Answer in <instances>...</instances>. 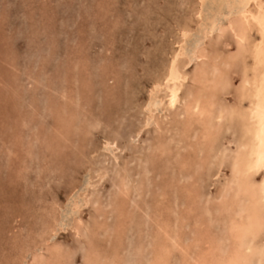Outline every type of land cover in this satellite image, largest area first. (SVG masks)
<instances>
[{"label": "rangeland", "instance_id": "rangeland-1", "mask_svg": "<svg viewBox=\"0 0 264 264\" xmlns=\"http://www.w3.org/2000/svg\"><path fill=\"white\" fill-rule=\"evenodd\" d=\"M229 4L230 5L223 2L220 3L218 0H204L202 6L199 4V0H0V79L5 83L4 84L0 81V222H2L3 225L2 226L0 223V228H3L0 230V235L2 236H0V247L3 250L6 249L7 252L5 253V251L1 249L0 261L2 258L3 260L5 259V261H1V263L28 264L29 262H33V264H47L50 262L49 264H60L61 262V264H148L152 257L151 249L155 246L156 239L161 236L157 233V223L161 219L170 224L174 220L179 224L185 223L186 227L181 230V236H184L185 238L189 235L193 236L194 231L196 234H200L199 229L201 228H193L192 226V222L200 216L203 217V219H211L210 231L213 232V234H219L218 232H220V229L222 228V223L221 218L217 214L218 201L216 198L231 177V171L229 170V157L235 150V143L237 140L235 137H238L239 135L237 120L233 119V121H227L226 124H224L225 127H222L221 129V132L224 133L221 135L220 132L219 135H217L213 151H211L212 159L210 157L206 164L201 166L199 161L205 152L197 153L199 145L197 140L199 126L198 124H195L194 121H191L192 123H190L189 119L186 118L185 104L188 99V92L193 91L197 87L190 78L191 71L194 70L195 65L201 63L200 60L193 58L195 48L200 46L211 54L215 51H220L224 54H232L235 52L236 44H234L235 39L233 35L229 31H226L227 33L224 32L222 35L218 30L219 26L226 24L228 17H233L239 7L236 1ZM200 7V14L202 17H199L196 12ZM250 7L252 6L250 5ZM99 9L100 11H98ZM193 15H195L197 19L193 20L195 18ZM226 15L228 16L226 17ZM211 16L212 18L216 17V19L214 18L216 21L213 19L215 27L210 34L204 35L201 32L202 24L208 21V17L211 18ZM185 20L187 22H185ZM47 22H49V24ZM198 24L199 26H197ZM178 25L181 27L179 28ZM183 27H189L190 29V33L186 39V54L184 58L190 59L189 56H192L191 59H193L184 69L188 74V81L186 79L182 82L178 93V100L172 107H169V105L166 104L167 98L163 97L164 91L162 90L161 93L158 92L156 95V104L154 103L156 106H152L149 112L148 102L151 98L152 83L160 80L162 77L169 61L168 58H170L171 53L177 48V41L180 39V29ZM207 36L210 37V39L206 38ZM250 37L249 42L258 38L255 29H252L250 32ZM213 41L217 44H214ZM207 42L209 45L206 44ZM79 44L83 45L82 48ZM204 44H206V46ZM210 44L212 45L210 46ZM213 46L214 50L212 51ZM209 48L210 50H208ZM80 51L83 54H80ZM247 55L248 54L245 53L243 59L239 58L228 68L227 75L230 78V83L225 90L226 94H223L221 97V103L224 105L233 104L235 102V93L240 83L241 73L251 62V57L249 55L248 57ZM76 58L78 60H76ZM76 61H78L79 64L78 62L76 63ZM12 64L13 66H11ZM76 64H78L80 68L76 67ZM72 67L76 70L75 72ZM66 68L68 70H66ZM77 70H79V72ZM67 73H69L70 76ZM74 81H76L77 84ZM43 85L44 87H42ZM56 95H58L57 99ZM83 96H85V98ZM28 99L30 100L27 101ZM60 99H62V101ZM74 99L77 101L75 102ZM49 100L51 102H49ZM82 100L83 102H81ZM35 102L37 103L35 104ZM242 102V105L245 106L246 101L244 100ZM54 103L56 104L53 105ZM70 103L73 104L70 105ZM86 103L88 105H86ZM76 104L79 105L77 106ZM67 108L68 110H66ZM31 109L32 111H30ZM80 109L82 110V113ZM86 109L88 111L85 113L84 111H86ZM56 112L57 114L59 112L60 116H58L59 114L51 115L54 113L56 114ZM72 112H76V114ZM42 113L44 115L46 114V116ZM73 114H75L77 120L73 118ZM18 116L19 118H16ZM57 117L61 119L62 123L60 120L58 121ZM54 118L55 122L53 121ZM70 118L73 119L71 120ZM145 120H148L147 123H145ZM165 120L167 121L164 122ZM68 121L72 123V126ZM77 121H79V123ZM89 121L91 122L89 123ZM170 121L173 124L170 123ZM117 122L119 124H117ZM76 123L77 125H74ZM59 124L60 127L58 126ZM87 124H89L90 128L84 127V125ZM182 124L186 125L185 128ZM41 125H43V127ZM10 126L12 128H10ZM48 126L50 129L52 128V131ZM177 126H179L178 129ZM65 127H67V129ZM73 128L75 129L73 130ZM78 128L81 133L77 131ZM84 128L85 131H83L84 134H82ZM223 128L226 131H224ZM232 128L235 129L233 130ZM18 129L20 130L18 131ZM32 129H36V132ZM69 129L70 132L68 131ZM60 131H63L62 133L65 135ZM54 132L55 135L57 134L56 138L53 136ZM70 133L74 134L71 135ZM34 135H36V137H34ZM43 135L46 136V138ZM220 135L222 137H219ZM85 137L86 142H84ZM62 138H66V140H62ZM193 139L195 140L194 142ZM105 140H110L111 142L109 141L110 143H107ZM15 142H17V144ZM24 145L27 148H25ZM2 146L4 149H1ZM16 146L18 149H15ZM22 147L24 148L23 152ZM223 148H227L226 153L230 151V154H227L228 158L222 162L219 167L218 163H220V161L215 160L219 159V156L217 157V155L221 151H224L221 150ZM69 149L70 151H68ZM144 149L146 152H143L145 151ZM25 152L28 155H26ZM6 155L12 156L9 159V156ZM75 157L78 159H75ZM162 157L163 159H161ZM7 158L9 160H7ZM172 160L175 164L172 163ZM210 160L211 162H214L211 163ZM131 161L133 162L131 163ZM162 163L166 164L163 165ZM170 165H172V167H170ZM12 167L14 169H12ZM98 169L100 170L98 171ZM67 170L69 173H67ZM142 171L144 173H142ZM203 171H205V173ZM25 172H27V174H25ZM155 172L157 177L155 176ZM204 175L208 180H206L207 178H205ZM215 176H217V178ZM194 177L196 179H194ZM117 178L120 181H118ZM179 178H182L183 180ZM215 179L218 183H216ZM139 180L141 181L139 182ZM62 181H64V183ZM154 182H156L155 185ZM170 182H172V184ZM148 183L150 186L147 188ZM141 184H144L146 189L144 186H141ZM158 184L162 185L158 187ZM8 188L12 191L8 190ZM154 188L157 190L154 191ZM191 190H194L193 192L196 193H190ZM204 194L206 195V198ZM192 195L194 201L193 199L191 201L193 203V208L196 210L187 213V211L183 209V206L185 205L184 202L188 201ZM14 198H16V201ZM163 198H166V200L164 199V201ZM55 199L56 202H54V205L53 201H55ZM111 200H113V202ZM172 200L174 201L172 202ZM159 202L160 204H158ZM118 203L122 205L119 207ZM112 204L116 208L113 207ZM126 204H128L127 207ZM176 206L179 208H176ZM27 207L28 209H26ZM114 209H117L118 211H115ZM119 210L121 211L120 213ZM46 211L48 212L47 217ZM206 212L209 213L206 214ZM31 213H34L35 216ZM138 213L140 214L138 215ZM199 213L202 215H198ZM108 214H110V216ZM151 214L152 216H150ZM29 215L33 216L35 219L37 218L36 221ZM134 215H137V217ZM153 215L155 217H153ZM193 215L197 216L193 217ZM2 216L5 217L9 223L5 221ZM36 216L40 217L38 218ZM43 216L45 218H43ZM95 216H98V218ZM99 216L100 219H102L100 223H104L102 225L100 223L97 224L96 222L100 220ZM146 216L147 218H145ZM115 219H117V221ZM94 220L96 227L99 230L95 228ZM113 220L116 221L117 224L115 222H109ZM141 220L143 221L142 223ZM144 220H147L145 221V226L148 225L149 228L147 229L149 230L143 226ZM18 225L20 226L18 227ZM74 225H78V229L80 228L79 232L76 231L77 226L75 227ZM92 225L93 227H91ZM117 226L119 228H117ZM30 227L32 228L30 229ZM88 227L94 229V231L91 230L92 236ZM98 227H101L102 229ZM213 227L215 228L213 229ZM4 228L6 229L4 230ZM216 228L218 232H215ZM49 229H52V231ZM3 231L4 233H2ZM103 231L105 233L108 231L109 234L106 233L105 236ZM128 231L130 234L127 233ZM76 232L78 233L77 235ZM85 232L87 236L85 235ZM93 232L95 233L93 234ZM140 232L144 233L141 234ZM96 233L98 235H96ZM184 233L187 235L185 236ZM99 234H102V236ZM27 235L28 238L26 237ZM40 236H43L42 238H44V240L40 239ZM124 238L126 240H124ZM14 239L17 240L15 241ZM131 239L135 242L130 241ZM23 241L28 242L23 243ZM41 241H43L42 244L39 243ZM260 241L264 244V231L261 235ZM136 242L139 243V246L138 244H135ZM9 243L11 244L9 245ZM26 244L31 247L29 246V248ZM140 245L143 246L141 247ZM18 246H20V248ZM123 249L126 250L124 252L131 251L127 254L123 252ZM43 250L46 251L42 252ZM64 250L66 251L64 252ZM33 251L36 252L35 254L39 253L47 259L45 258L44 261L41 260V263L40 261L38 263L35 261L34 263V260H32V257L34 256L31 257V255H35ZM54 251H56V253H54ZM1 252H3L2 255ZM96 253L97 255H95ZM4 254L6 256H4ZM24 255L25 258H23ZM63 255L67 260L64 259ZM84 255L85 259L83 258ZM142 256L145 257V261L142 259ZM12 257H14V259ZM179 257L180 255L178 251L174 250L171 252L169 264H178ZM172 259L174 260L172 261Z\"/></svg>", "mask_w": 264, "mask_h": 264}, {"label": "bare ground", "instance_id": "bare-ground-1", "mask_svg": "<svg viewBox=\"0 0 264 264\" xmlns=\"http://www.w3.org/2000/svg\"><path fill=\"white\" fill-rule=\"evenodd\" d=\"M194 1V0H192ZM204 0H199V4L202 6V3H203ZM220 3H225L227 5H230L229 3H232V2H237L238 3V8L235 12V14L233 15V17L227 19V22L226 24L224 25H221L219 26L218 30H219V33L223 35L224 32L226 31H229L234 39H235V43H234V40H233V43L236 44V49L234 50L235 52L232 53V54H224L222 52H217L215 51L214 53H209L207 52L204 48L198 46L195 48V52H194V57L195 59L197 60H200V64L198 65H195L194 67V70L191 71V74H190V78L192 79V81L195 83V85L197 86L196 89H194L193 91H190L188 92L187 94V101H186V104H185V113L187 115L186 118L189 119V122L192 123L191 121H194L195 124H198V134H197V140L199 142V145H198V149H197V153H204L203 157L200 158V164L201 166H204L207 162V160L211 157L212 153L211 151H213V146L216 142V137L217 135H219V133L221 132V129L222 127H225L224 124H226L227 121H233V119L237 120V124H238V137H235V139L237 138L236 140V146H235V150L234 152L230 155L229 157V161H230V171H231V177L230 179L227 181L226 185L221 189L220 193L218 194L217 196V201H218V205H217V209H218V215L219 217L221 218V223H222V228L220 229V232L217 231V228L215 229L216 231L215 232H218L219 234H213V232L210 231V228H211V224H210V220L211 219H203V217H198V219H195L193 222H192V226L193 228H201L199 229V233L200 234H196L195 231H194V235L192 236H188V237H185L184 236H181V230L182 228H185L186 225L185 223H177L175 222V220L170 224L168 222H166L165 220L161 219L158 223H157V233L160 234L161 236L156 239V243H155V246L151 249V253H152V257L149 261L148 264H169V258L171 256V252H173L174 250L178 251L179 252V262L178 264H264V244L261 243L260 239H261V235L264 231V0H218ZM42 3V2H41ZM101 3V2H100ZM105 3V2H104ZM215 3V2H214ZM103 4V3H102ZM104 5V4H103ZM218 5V4H217ZM250 5L252 7H250ZM98 6V5H97ZM197 6V5H196ZM199 6V5H198ZM190 7V6H189ZM192 8H194L193 6H191ZM225 8V7H224ZM229 8V7H228ZM101 9V8H100ZM100 9L98 11H100ZM189 9V8H188ZM198 9V8H196ZM195 9V10H196ZM200 10H201V7L197 12L198 16L202 17V15L200 14ZM203 10V9H202ZM97 11V10H96ZM190 11V10H189ZM188 11V12H189ZM232 11V10H231ZM202 12V11H201ZM220 12V11H219ZM97 13V12H96ZM192 13V11H191ZM195 13V12H194ZM193 13V14H194ZM98 14V13H97ZM217 14V13H216ZM215 14V15H216ZM196 15V14H195ZM193 15V16H195ZM210 16V15H209ZM213 16V15H212ZM209 18L208 17V21L204 22L202 24V27H201V32L204 34V35H207V34H210L212 31H213V28L215 27L214 26V20L216 19V17H213L212 18ZM228 15H226L227 17ZM225 17V18H226ZM51 18V17H50ZM104 18V17H103ZM215 18V19H214ZM48 19V18H47ZM53 19V17H52ZM190 19V18H189ZM197 19L196 16L193 20ZM214 19V20H213ZM198 21V20H197ZM202 21V19H201ZM200 21V22H201ZM216 21V20H215ZM183 22V20H182ZM185 22H187L185 20ZM49 24V22H47ZM197 23V22H196ZM185 24V23H184ZM183 24V25H184ZM192 24V23H191ZM45 25V24H44ZM43 25V26H44ZM186 25V24H185ZM220 25V24H219ZM199 26V24L197 25ZM47 27V26H46ZM49 27V26H48ZM179 27V25H178ZM181 27V26H180ZM179 27V28H180ZM193 27V26H192ZM252 29H255V31L257 32V35H258V38L256 40H253L251 42H249V37H250V32L252 31ZM192 30V29H191ZM179 33V32H178ZM190 33V29L189 27H183L182 29H180V39L179 41H177V48L171 53L170 55V58L168 63H167V66H166V69L162 75V77L160 78V80H156L154 83H152V88H151V98L149 99L150 101L148 102V109H149V112L151 110V107L152 106H156L154 105L155 101H156V95L159 93H161V91L163 90L164 91V96L165 98H167V103L169 105V107H172L178 100V93H179V90H180V86L182 84V82H184L187 77H188V74L187 72H185V68L192 62L193 59L192 56H189L190 59H185V44H186V39L188 37ZM227 33V32H226ZM225 33V34H226ZM212 35H215V34H212ZM230 35V34H229ZM230 35V36H232ZM177 37V36H176ZM216 37V36H215ZM206 38H209L210 37H206ZM251 38V37H250ZM208 39V40H209ZM221 39V38H220ZM219 39V40H220ZM213 40V39H212ZM215 40V38H214ZM206 41V39H205ZM227 41V39H226ZM204 42V41H203ZM214 42V41H213ZM217 42V41H216ZM230 43V42H229ZM203 44V43H202ZM207 45H209V43L207 42L206 43ZM206 44H204L206 46ZM214 44H217L214 42ZM213 44V45H214ZM80 47L82 48L83 45L79 44ZM174 45V44H173ZM212 44H210L211 46ZM212 51L214 50V46L212 47ZM220 48V47H218ZM228 48V47H227ZM207 49V48H206ZM172 50V49H171ZM210 50V48L208 49ZM223 50V49H222ZM225 51V49H224ZM79 53V52H78ZM170 53V51H169ZM245 53H247L250 57H251V62L250 64L248 65V67L246 66V68L243 69L242 73H241V76H240V83H239V86L237 88V91H236V96H235V102L233 104H229V105H224L223 103H221V97L223 94H226L225 90L228 86V84L230 83V78L229 76L227 75V71H228V68L233 64L235 63V61H237L239 58H242L244 57ZM80 54H83L81 53L80 51ZM79 55V54H78ZM247 55V56H248ZM83 56V55H81ZM248 56V57H249ZM74 57H77V56H74ZM80 57V56H79ZM168 57V56H167ZM188 57V56H187ZM82 58V57H81ZM80 58V59H81ZM2 59V58H1ZM167 59V58H166ZM194 59V60H195ZM250 59V58H249ZM76 60H78L76 58ZM84 60V59H83ZM75 61V60H74ZM196 61V60H195ZM241 61V60H240ZM246 61V60H245ZM78 61H76L77 63ZM73 63V62H72ZM197 63V62H196ZM79 64V62H78ZM76 64L75 66L76 67H79L80 66ZM195 64V63H194ZM13 66V64L11 65ZM15 66V65H14ZM82 66V65H81ZM85 66V65H84ZM83 66V68H84ZM74 67V66H73ZM72 67V69H73ZM75 68V67H74ZM86 68V66H85ZM65 69V68H64ZM78 69V68H77ZM82 69V68H81ZM188 69V68H187ZM191 69V68H190ZM232 69V68H231ZM35 70V69H34ZM66 70H68L66 68ZM74 72L76 71L75 69H73ZM31 71V70H30ZM79 72V70H77ZM82 71V70H80ZM85 71V70H84ZM41 72V71H40ZM161 72V71H160ZM159 72V73H160ZM71 73V72H70ZM190 73V71H189ZM36 74V73H35ZM42 74V73H41ZM62 74V73H61ZM69 75V73H67ZM103 74V73H102ZM162 74V72H161ZM40 75V74H39ZM63 75V74H62ZM61 75V76H62ZM85 75V74H84ZM105 75V74H103ZM110 75V74H109ZM9 76V75H8ZM43 76V74H42ZM70 76V75H69ZM101 76V75H100ZM99 76V77H100ZM2 77V76H1ZM47 77V76H46ZM108 77V76H107ZM109 78V77H108ZM113 78V77H112ZM28 79V78H27ZM52 79V78H51ZM50 79V80H51ZM60 79V78H59ZM65 79V78H64ZM111 79V77H110ZM154 79V80H155ZM4 80V79H3ZM10 80V79H9ZM41 80V79H40ZM39 80V81H40ZM43 80V79H42ZM108 80V79H107ZM190 80V79H189ZM0 81H2V79H0ZM14 81V80H13ZM18 81V80H16ZM33 81V80H32ZM71 81V80H70ZM113 81V80H112ZM188 81V79H187ZM3 82V81H2ZM53 82V81H52ZM76 83V81H74ZM4 83V82H3ZM19 83V82H18ZM51 83V82H50ZM54 83V82H53ZM190 83V82H189ZM5 84V83H4ZM61 84V83H60ZM77 84V83H76ZM75 84V85H76ZM83 84V83H82ZM8 85V84H7ZM12 85V84H11ZM48 85V84H47ZM54 85V84H53ZM74 85V84H73ZM80 85V84H79ZM10 86V85H9ZM36 86V85H35ZM39 86V85H38ZM62 86V85H61ZM44 87V85L42 86ZM5 88V86H4ZM63 88V87H62ZM87 88V87H86ZM186 88V87H185ZM8 89V88H7ZM55 89V88H54ZM65 89V88H64ZM11 90V89H10ZM13 90V89H12ZM61 90V89H59ZM14 91V90H13ZM16 91V90H15ZM49 91V89H48ZM53 91V90H52ZM63 91V90H62ZM31 92V90H30ZM33 92V91H32ZM50 92V91H49ZM187 92V91H186ZM55 93V92H53ZM105 93V92H104ZM113 93V92H112ZM149 93V92H148ZM17 94V93H16ZM12 95V94H11ZM48 95V93H47ZM77 95V93H76ZM89 95V94H88ZM10 96V95H9ZM13 96V95H12ZM18 96V95H17ZM52 96H55V95H52ZM56 99L58 98V95H56ZM66 96V95H65ZM91 96V95H90ZM161 96V97H162ZM76 97V96H75ZM85 98V96H83ZM87 97V96H86ZM149 97V95H148ZM147 97V98H148ZM162 97V98H163ZM186 97V96H185ZM35 98V97H33ZM60 98V97H59ZM69 98V96H68ZM77 98V97H76ZM15 99V98H14ZM19 99V98H18ZM30 99H28L27 101H29ZM35 100V99H34ZM55 100V99H53ZM62 101V99H60ZM163 100V99H162ZM166 100V99H165ZM181 100V99H180ZM225 100V99H224ZM246 101V105L243 106L242 105V101ZM26 101V102H27ZM60 101V102H61ZM75 101V99H74ZM77 101V100H76ZM75 101V102H76ZM17 102V101H16ZM48 102V101H47ZM49 102H51L49 100ZM55 102V101H54ZM67 102V101H66ZM83 102V100L81 101ZM181 102V101H180ZM31 103V102H30ZM37 102H35L36 104ZM41 103V102H40ZM56 103H54L53 105H55ZM68 104V103H67ZM66 104V105H67ZM73 104V103H70V105ZM156 104V103H155ZM159 104V103H158ZM181 104V103H180ZM245 104V103H244ZM26 105V104H25ZM52 105V104H51ZM50 105V106H51ZM62 105V104H61ZM69 105V106H70ZM75 105V104H74ZM77 105V104H76ZM79 105V104H78ZM77 105V106H78ZM86 105H88L86 103ZM177 105V104H176ZM63 106V105H62ZM36 107V106H35ZM55 107V106H54ZM61 107V106H60ZM76 107V106H75ZM44 108V107H43ZM48 108V107H47ZM85 108V107H84ZM35 109V108H34ZM39 109V108H38ZM64 109V108H63ZM146 109V107H145ZM29 110V109H28ZM27 110V111H28ZM49 110V109H47ZM52 110V109H51ZM59 110V109H58ZM68 110V108L66 109ZM65 110V111H66ZM75 110V108H74ZM81 110V109H80ZM143 110H144V107H143ZM159 110V108H158ZM171 110V109H170ZM26 111V110H25ZM32 111V109L30 110ZM36 111V110H35ZM64 111V110H63ZM88 110L86 109V111H84L85 113L87 112ZM172 111V110H171ZM174 111V110H173ZM184 111V110H183ZM182 111V112H183ZM54 112V111H52ZM62 112V111H61ZM148 112V114H149ZM31 113V112H30ZM29 113V114H30ZM36 113V112H35ZM39 113V112H38ZM44 113V112H43ZM42 113V114H43ZM46 113V112H45ZM50 113V111H49ZM70 113V112H69ZM72 113H75L76 112H72ZM79 113V112H78ZM77 113V114H78ZM81 113H82V110H81ZM144 113V112H143ZM154 113V112H152ZM59 114V112H58ZM57 112L56 114H51V115H58ZM71 114V113H70ZM75 114H73V118L75 120H77V118H75ZM160 114V113H159ZM162 114V113H161ZM166 114V113H165ZM169 114V113H168ZM184 114V113H182ZM32 115V113H31ZM35 115V114H34ZM44 115V114H43ZM81 115V114H80ZM87 115V114H86ZM145 115V114H143ZM156 115V114H155ZM20 116H23V115H20ZM46 116V114L44 115ZM49 116V115H48ZM60 116V114L58 115ZM78 116V115H77ZM83 116V115H82ZM85 116V115H84ZM147 116V115H146ZM38 117V115H37ZM54 117V116H53ZM62 117V116H61ZM60 117V118H61ZM79 117V116H78ZM92 117V116H91ZM183 117V116H182ZM16 118H19L16 117ZM43 118H46V117H43ZM50 118V117H49ZM65 118V116H64ZM68 118V117H67ZM72 118V119H73ZM83 118V117H82ZM149 118V117H148ZM158 118V117H157ZM180 118V116H179ZM178 118V120H179ZM15 119V118H14ZM52 119V118H51ZM58 121L61 119H59L57 117ZM71 119V118H70ZM71 119V120H72ZM80 119V117H79ZM78 119V120H79ZM86 119V118H85ZM100 119V118H99ZM147 119V118H146ZM181 119V118H180ZM185 119V118H184ZM55 120V118L53 119V121ZM70 120V121H71ZM83 120V119H82ZM81 120V121H82ZM88 120V119H87ZM102 120V119H101ZM161 120V119H160ZM51 121V120H50ZM86 121V120H85ZM95 121V120H94ZM93 121V122H94ZM97 121V120H96ZM100 121V120H99ZM146 121V120H145ZM148 121V120H147ZM147 121L145 123H147ZM167 120H165L164 122H166ZM186 121V120H185ZM55 122V121H54ZM69 122V121H68ZM72 122V121H71ZM79 123V121H77ZM91 121H89L90 123ZM92 122V123H93ZM101 122V121H100ZM98 122V123H100ZM50 123V122H49ZM58 123V122H57ZM62 123V121H61ZM70 123V122H69ZM75 123V122H74ZM85 123V122H84ZM88 123V122H87ZM170 123H172L170 121ZM176 123V122H175ZM179 123V122H178ZM177 123V124H178ZM185 123V122H184ZM188 123V122H186ZM188 123V124H190ZM47 124V123H46ZM67 124V123H66ZM101 124V123H100ZM117 124H119L117 122ZM150 124V123H149ZM148 124V125H149ZM173 124V123H172ZM229 124V122H228ZM233 124V123H232ZM12 125V124H11ZM14 125V124H13ZM18 125V124H17ZM16 125V126H17ZM49 125V124H48ZM55 125V123H54ZM70 125L72 126V123H70ZM74 125H77L74 124ZM146 125V124H145ZM183 125V124H182ZM191 125V124H190ZM230 125V124H229ZM43 127V125H41ZM40 126V127H41ZM60 127V124L58 125ZM65 126H68V125H65ZM144 126V125H143ZM154 126V125H153ZM176 126V125H175ZM186 125H183V127L185 128ZM188 126V125H187ZM41 127V128H42ZM49 127V126H48ZM56 127V126H55ZM76 127V126H75ZM85 128L89 127V124L87 125H84ZM93 127V126H92ZM97 127V125H96ZM142 127V126H141ZM182 127V128H183ZM233 127V125H232ZM10 128H12L10 126ZM9 128V129H10ZM34 128V127H33ZM45 128V127H44ZM67 129V127H65ZM64 128V129H65ZM70 128V127H68ZM85 128L84 130H82V134H84L83 131H85ZM144 128V127H143ZM167 128V127H166ZM169 128H170V125H169ZM172 128V127H171ZM179 128V126H177V129ZM187 128V127H186ZM1 129V128H0ZM37 129V128H36ZM36 129H32V130H35L34 132H36ZM50 129V127H49ZM52 129V128H51ZM50 129V130H51ZM55 129V128H53ZM61 129V128H60ZM65 129V131H66ZM75 128H73L74 130ZM115 129V128H114ZM164 129V128H163ZM162 129V130H163ZM224 129V128H223ZM233 129V128H232ZM235 129V128H234ZM233 129V130H234ZM20 129H18L19 131ZM42 130V129H41ZM47 130V129H46ZM45 130V131H46ZM58 130V129H57ZM77 130V129H76ZM75 130V132H76ZM137 130V129H136ZM168 130V129H167ZM44 131V132H45ZM52 131V130H51ZM54 131V130H53ZM64 131V130H63ZM63 131H60L61 133ZM70 132V129L68 130ZM67 131V132H68ZM79 133H81V131L78 130ZM118 131V130H117ZM177 131V130H176ZM223 131V130H222ZM224 131H226L224 129ZM236 131V130H235ZM8 132V131H7ZM10 132V131H9ZM22 132V131H20ZM30 132V131H28ZM56 132V130H55ZM55 132H54V135L55 138L57 137V134L55 135ZM71 132H72V127H71ZM89 132V131H88ZM91 132V131H90ZM169 132V131H168ZM182 132H183V129H182ZM194 132V130H193ZM24 133V132H23ZM58 133V131H57ZM66 133V132H65ZM139 133V131H138ZM187 133V132H186ZM222 133L224 132H221V135ZM10 134V133H9ZM12 134V133H11ZM20 134V133H19ZM52 134V133H51ZM59 134V133H58ZM63 134V133H62ZM71 134V133H70ZM74 134V133H72ZM71 134V135H72ZM76 134V133H75ZM81 134V135H82ZM117 134V133H116ZM162 134V132H161ZM167 134V133H166ZM170 134V133H169ZM181 134V133H180ZM185 134V133H183ZM1 135V134H0ZM65 135V134H63ZM186 135H189V134H186ZM193 135V134H192ZM219 136V137H222V136ZM235 135V134H234ZM237 135V134H236ZM15 136V135H14ZM13 136V138H14ZM18 136V134H17ZM44 136V135H43ZM87 136V135H86ZM166 136V135H165ZM170 136V135H169ZM182 136H185V135H182ZM11 137V136H10ZM34 137H36V135H34ZM46 138V136H44ZM59 137V136H58ZM75 137V136H74ZM83 137V136H81ZM80 137V139H81ZM117 137V136H116ZM178 137V136H177ZM188 137V136H187ZM196 137V136H195ZM19 138V137H18ZM52 138V137H51ZM151 138V137H150ZM169 138V137H168ZM174 138V137H173ZM181 138V137H180ZM183 138V137H182ZM186 138V137H185ZM3 139V137H2ZM20 139V138H19ZM25 139V138H24ZM61 139V138H59ZM66 138H62V140ZM70 139V138H69ZM73 139V138H72ZM107 139V138H106ZM149 139V138H148ZM167 139V138H166ZM171 139V138H170ZM187 139V138H186ZM218 139V138H217ZM231 139V138H230ZM50 140V139H49ZM86 142V137L84 139ZM147 140V139H146ZM168 140V139H167ZM175 140V139H174ZM185 140V139H184ZM15 141V140H14ZM73 141V140H72ZM107 143L110 141H107L105 140ZM113 141V140H112ZM186 141V140H185ZM195 140L193 139V142ZM232 141V140H231ZM12 142V140H11ZM18 142V141H17ZM17 142H15L17 144ZM57 142V141H56ZM67 142V141H66ZM65 142V143H66ZM111 142V141H110ZM109 142V143H110ZM187 142V141H186ZM55 143V142H54ZM63 143V142H61ZM76 143V141H75ZM81 143V142H80ZM146 143V141H145ZM144 143V144H145ZM172 143V142H171ZM170 143V144H171ZM174 143V142H173ZM180 143V142H179ZM192 143V142H191ZM220 143V142H219ZM5 144V143H4ZM8 144V143H7ZM12 144V143H11ZM19 144V143H18ZM64 144V143H63ZM72 144V143H71ZM85 144V143H84ZM53 145V144H52ZM81 145V144H80ZM195 145V144H194ZM1 146V145H0ZM6 146V145H5ZM11 146V145H10ZM20 146V145H19ZM55 146V145H54ZM65 146V145H64ZM75 146V144H74ZM78 146V145H77ZM114 146V145H113ZM186 146V145H185ZM25 148H27L25 145H24ZM70 147V146H69ZM197 147V146H196ZM23 148V147H22ZM146 148V147H144ZM151 148V147H150ZM217 148H220V147H217ZM216 148V149H217ZM1 149H4L3 146ZM7 149V148H6ZM13 149V147H12ZM15 149H18L17 146ZM75 149V147H74ZM77 149V147H76ZM84 149V148H82ZM149 149V147H148ZM172 149V148H171ZM170 149V151H171ZM175 149V148H173ZM178 149V148H177ZM191 149V148H190ZM194 149V148H193ZM215 149V148H214ZM21 150V149H20ZM53 150V149H52ZM98 150V149H97ZM139 150V148H138ZM141 150V149H140ZM145 150V149H144ZM176 150V149H175ZM189 150V148H188ZM196 150V149H194ZM220 150V149H219ZM221 150H224V151H221L219 154L217 155V157L219 156V159L218 160H215V161H220L219 164V167L220 165L222 164V162H224L228 156L227 154L230 152L229 149H228V153H226L227 151V148H223ZM14 151V150H13ZM24 151V148L22 150V152ZM28 151V150H27ZM42 151V150H41ZM54 151V150H53ZM67 151V150H66ZM70 151V149L68 150ZM72 151V150H71ZM75 151V150H74ZM73 151V152H74ZM80 151V150H78ZM84 151V150H82ZM143 152H146L143 151ZM148 152V151H147ZM172 152V151H171ZM174 152V151H173ZM193 152V151H191ZM32 153V152H31ZM42 153V152H41ZM76 153V152H75ZM101 153V152H100ZM176 153V152H175ZM177 153H178V150H177ZM176 153V154H177ZM194 153V152H193ZM7 154V153H5ZM22 154V153H21ZM26 154V152H25ZM24 154V156H25ZM30 154V153H29ZM43 154V153H42ZM63 154V153H62ZM82 154V152H81ZM80 154V155H81ZM170 154H173V153H170ZM169 154V155H170ZM230 154V153H229ZM228 154V155H229ZM28 155V154H26ZM33 155V154H32ZM60 155V154H59ZM167 155V154H166ZM193 155V154H192ZM191 155V156H192ZM195 155V154H194ZM197 155V154H196ZM6 156H9V159L10 155H6ZM50 156V154H49ZM52 156V155H51ZM57 156V155H56ZM55 156V157H56ZM65 156V154H64ZM76 156V154H75ZM154 156V155H153ZM159 156V155H158ZM189 156V155H188ZM202 156V155H201ZM4 157V156H3ZM17 157V156H16ZM29 157V156H28ZM31 157V156H30ZM33 157V156H32ZM82 157V156H81ZM92 157V156H91ZM164 157V155H163ZM163 157L161 159H163ZM171 157V156H170ZM216 157V156H215ZM35 158V157H34ZM38 158V157H37ZM57 158V157H56ZM59 158V157H58ZM77 157H75L76 159ZM93 158V157H92ZM160 158V157H159ZM7 158V160H9ZM67 159V158H65ZM78 159V158H77ZM81 159V158H80ZM85 159V158H84ZM212 159V157H211ZM16 160V159H15ZM43 160V159H42ZM47 160V159H46ZM82 160V159H81ZM86 160V159H85ZM130 160V159H129ZM129 160H128V163H129ZM132 160V159H131ZM159 160V159H158ZM196 160V159H195ZM18 161V160H17ZM37 161V160H36ZM71 161V159H70ZM69 161V162H70ZM170 161V160H169ZM7 162V161H6ZM9 162V161H8ZM41 162V161H39ZM55 162V160H54ZM133 161H131L132 163ZM162 162V161H161ZM165 162H166V159H165ZM211 162V160H210ZM214 162V161H213ZM211 162V163H213ZM37 163V162H36ZM60 163V161H59ZM164 163V162H163ZM162 163V164H163ZM172 163H173V160H172ZM210 163V164H211ZM5 164V163H4ZM57 164V162H56ZM127 164V163H126ZM136 164V162H135ZM166 164V163H165ZM163 164V165H165ZM175 164V163H173ZM41 165V164H40ZM53 165V164H52ZM55 165V164H54ZM58 165V164H57ZM56 165V166H57ZM62 165V164H61ZM70 165V164H69ZM68 165V166H69ZM124 165V164H123ZM162 165V166H163ZM169 165V164H168ZM178 165V164H177ZM215 165V163H214ZM226 165V164H225ZM29 166V165H28ZM37 166V165H36ZM48 166V165H46ZM92 166V165H91ZM174 166V165H173ZM6 167V166H5ZM30 167V166H29ZM35 167V165H34ZM60 167V166H59ZM94 167V166H93ZM127 167V166H126ZM130 167V166H129ZM170 167H172V165H170ZM215 167V166H214ZM223 167V165H222ZM225 167V166H224ZM21 168V167H20ZM40 168V167H39ZM122 168V167H121ZM153 168V167H152ZM164 168V167H163ZM207 168V167H206ZM1 169V168H0ZM12 169H14L12 167ZM26 169V168H25ZM36 170H38L37 168H35ZM51 169V168H50ZM56 169V168H55ZM60 169V168H59ZM65 169V168H64ZM70 169V167H69ZM102 169V168H101ZM123 169V168H122ZM142 169V168H141ZM177 169V168H175ZM208 169V168H207ZM224 169V168H223ZM28 170V169H26ZM48 170V169H47ZM100 169H98L99 171ZM159 170V169H157ZM162 170V169H161ZM166 170V169H165ZM174 170V169H172ZM180 170V169H179ZM218 170V169H217ZM60 171V170H59ZM68 171V170H67ZM66 171V172H67ZM71 171V170H70ZM90 171V170H89ZM155 171V170H154ZM216 171V170H214ZM229 171V173H230ZM29 172V171H28ZM47 172V171H45ZM44 172V173H45ZM65 172V173H66ZM76 172V171H75ZM96 172V171H95ZM103 172V171H102ZM173 172V171H172ZM205 173V171H203ZM4 173V172H3ZM9 173V172H8ZM11 173V172H10ZM13 173V172H12ZM49 173V172H48ZM69 173V171L67 172ZM104 173V172H103ZM142 173H144L142 171ZM147 173V172H145ZM158 173V172H157ZM209 173V172H208ZM25 174H27V172H25ZM41 174V173H40ZM39 174V175H40ZM55 174V173H54ZM59 174V173H58ZM101 174V173H100ZM160 174V173H158ZM163 174V173H162ZM180 174V173H179ZM218 174V172H217ZM14 175V174H12ZM37 175V174H36ZM64 175V174H63ZM68 175V174H67ZM102 175V174H101ZM139 175V174H137ZM144 175V174H142ZM165 175V174H164ZM200 175V174H199ZM203 175V174H202ZM206 175V174H205ZM204 175V177H205ZM41 176V175H40ZM59 176V175H58ZM136 176V174H135ZM155 176L157 177L156 175V172H155ZM159 176V175H158ZM161 176V175H160ZM201 176V175H200ZM212 176V175H211ZM4 177V175H3ZM56 177V176H55ZM98 177V176H97ZM144 177V176H143ZM155 177V178H156ZM162 177V176H161ZM165 177V176H164ZM186 177V176H185ZM217 178V176H215ZM8 178V177H7ZM12 178V177H11ZM25 178V177H24ZM37 178V177H36ZM45 178V177H44ZM52 178V177H51ZM125 178V177H124ZM169 178V177H168ZM207 178V177H205ZM212 178V177H211ZM40 179V178H39ZM43 179V178H42ZM60 179V178H59ZM118 179V178H117ZM121 179V178H120ZM143 179V178H142ZM159 179V177H158ZM162 179V178H161ZM179 179H182V178H179ZM194 179H196L194 177ZM221 179V178H220ZM4 180V179H3ZM20 180V179H19ZM56 180V178H55ZM71 180V178H70ZM128 180V179H127ZM183 180V179H182ZM182 180H180L181 182H183ZM198 180V179H197ZM196 180V181H197ZM205 180V179H204ZM208 180V178L206 179ZM218 180V179H217ZM57 181V180H56ZM118 181H120L118 179ZM117 181V182H118ZM141 180H139L140 182ZM163 181V179H162ZM179 181V180H178ZM200 181V180H199ZM213 181V180H212ZM216 181V179H215ZM222 181V180H221ZM5 182V180H4ZM64 183V181H62ZM97 182V181H95ZM160 182V181H159ZM164 182V181H163ZM162 182V183H163ZM194 182V181H193ZM202 182V181H201ZM207 182V181H206ZM209 182H210V179H209ZM225 182V180H224ZM15 183V182H14ZM74 183V182H72ZM158 183V182H157ZM161 183V182H160ZM172 184V182H170ZM195 183V182H194ZM216 183H218L216 181ZM215 183V184H216ZM5 184V183H4ZM47 184V183H46ZM58 184V183H57ZM120 184V183H119ZM129 184V183H127ZM147 184V182H146ZM156 184V182H154V185ZM164 184V183H163ZM168 184V183H167ZM189 184V183H187ZM196 184V183H195ZM204 184V183H203ZM2 185V184H1ZM125 185V184H124ZM162 185V184H160ZM160 185L158 184L157 186L160 187ZM24 186V185H23ZM47 186V185H46ZM69 186V184H68ZM121 186V185H120ZM141 186H144V184H141ZM149 183L147 185V188H148ZM174 186L176 187V185L174 184ZM207 186V185H206ZM31 187V186H30ZM128 187V186H127ZM146 186H144L145 188ZM155 187V186H154ZM216 187V186H215ZM220 187V185H219ZM11 188V187H9ZM8 188V190H10ZM119 188V187H118ZM121 188V187H120ZM129 188V187H128ZM143 188V187H142ZM150 188V187H149ZM174 188V187H173ZM187 188V187H186ZM202 188V187H201ZM12 189V188H11ZM116 189V188H115ZM146 189V188H145ZM166 189V188H165ZM206 189V188H204ZM217 189V188H216ZM215 189V190H216ZM123 190V188H122ZM129 190V189H128ZM143 190V189H142ZM141 190V191H142ZM157 190L154 188V191ZM164 190V189H162ZM12 191V190H10ZM9 191V192H10ZM52 191V190H51ZM145 191V190H144ZM194 190H191L190 193H194L193 192ZM206 191V190H205ZM2 192V191H1ZM115 192V190H114ZM122 192V191H121ZM143 192V191H142ZM147 192V191H146ZM201 192V191H200ZM13 193V192H12ZM11 193V194H12ZM156 193V192H155ZM154 193V194H155ZM162 193V192H161ZM196 193V192H195ZM194 193V194H195ZM205 193V192H204ZM1 194V193H0ZM5 194V193H3ZM142 194V193H141ZM182 194H184L182 192ZM119 195V194H118ZM122 195V194H121ZM121 195H120V198H121ZM149 195V194H148ZM152 195V194H151ZM150 195V197H151ZM156 195V194H155ZM154 195V196H155ZM205 195V194H204ZM215 195V193H214ZM5 196V195H4ZM47 196V195H46ZM117 196V195H116ZM153 196V197H154ZM167 196V195H165ZM173 196V195H171ZM185 196V194H184ZM210 196V195H209ZM216 196V195H215ZM12 197V196H11ZM87 197V196H86ZM186 197V196H185ZM198 197V196H196ZM212 197V196H211ZM7 198V197H6ZM24 198V197H23ZM41 198V197H40ZM45 198V197H44ZM113 198V197H112ZM123 198V197H122ZM133 198V197H132ZM169 198V196H168ZM174 198V197H173ZM205 198H206V195H205ZM16 198H14L15 200ZM21 199V198H20ZM162 199V198H161ZM166 200V198H163V200ZM186 199V198H185ZM188 199V198H187ZM194 201V198H193V195L190 197V199H188V201H185V205L183 206V209L185 211H187V213H191V212H194L196 209L193 208V203H192V200ZM18 200H19V197H18ZM94 200V199H93ZM115 200V199H114ZM119 200V199H118ZM134 200V199H133ZM160 200V199H158ZM164 200V201H165ZM208 200V199H207ZM16 201V200H15ZM37 201V199H36ZM47 201V200H46ZM113 202V200H111ZM120 201V200H119ZM124 201V200H123ZM122 201V202H123ZM128 201V200H127ZM138 201V200H137ZM148 201V200H146ZM174 200H172L173 202ZM183 201V200H181ZM180 201V202H181ZM206 201V200H205ZM20 202V201H19ZM39 202V201H38ZM44 202V200H43ZM56 202V199L55 201H53V203ZM118 202V201H117ZM121 202V201H120ZM125 202V201H124ZM123 202V203H124ZM151 202V201H150ZM177 202V201H176ZM179 202V203H180ZM6 203V202H5ZM16 203V202H15ZM18 203V202H17ZM85 203V202H84ZM94 203V202H93ZM110 203V202H109ZM115 203V201H114ZM130 203V201H129ZM135 203V202H133ZM139 203V202H138ZM153 203V202H152ZM182 203V202H181ZM212 203V202H211ZM11 204V203H10ZM29 204V203H28ZM47 204V203H46ZM98 204V203H97ZM119 204V203H118ZM160 204V202L158 203ZM177 204V203H176ZM195 204V203H194ZM55 205V203H54ZM53 205V206H54ZM57 205V204H56ZM96 205V204H95ZM99 205V204H98ZM113 205V204H112ZM122 205V204H121ZM119 204V207L121 206ZM125 205V203H124ZM130 205V204H129ZM151 205V204H150ZM196 205V204H195ZM31 206V205H30ZM101 206V205H99ZM98 206V207H99ZM111 206V205H110ZM128 206V204H126V207ZM178 206V205H177ZM176 208H179L177 207ZM181 206V205H180ZM206 206V205H205ZM22 207V206H21ZM47 207V206H46ZM113 207H115L113 205ZM131 207V205H130ZM165 207V205H164ZM167 207V206H166ZM195 207V206H194ZM23 208V207H22ZM101 208V207H99ZM104 208V207H103ZM110 208V207H109ZM116 208V207H115ZM124 208V207H123ZM148 208V207H147ZM173 208V207H172ZM216 208V206H215ZM17 209V208H16ZM28 209V207L26 208ZM31 209V208H30ZM33 209V207H32ZM106 209V208H104ZM113 209V208H111ZM110 209V210H111ZM127 209V208H126ZM170 209V208H169ZM168 209V210H169ZM201 209V208H200ZM15 210V209H14ZM24 210V209H22ZM53 210V209H52ZM56 210V209H54ZM98 210V209H96ZM115 211H118L117 209H114ZM113 210V211H114ZM125 210V208H124ZM128 210V209H127ZM144 210V209H143ZM146 210V209H145ZM48 211V210H47ZM46 211V217H47V212ZM94 211V210H93ZM123 211V210H122ZM156 211V209H155ZM165 211V210H164ZM208 211V210H207ZM27 212V211H26ZM32 212V211H30ZM112 212V211H111ZM121 211L119 210V213ZM127 212V211H125ZM144 212V211H143ZM159 212V211H158ZM168 212V211H167ZM108 213V212H107ZM114 213V212H113ZM117 213V212H116ZM118 213V214H119ZM146 213V212H144ZM183 213V212H182ZM201 213V212H200ZM198 214V215H202V214ZM209 213V212H208ZM206 212V214H208ZM28 214V213H27ZM32 214V213H31ZM111 214V213H110ZM110 214H108L110 216ZM140 213H138L139 215ZM150 214V213H149ZM216 214V213H215ZM4 215V214H3ZM9 215V214H8ZM32 215L35 216V214L33 213ZM97 215V214H96ZM113 215V214H111ZM114 215H117V214H114ZM155 215V213H154ZM153 215V217H155ZM210 215V214H209ZM1 216V215H0ZM31 216V215H29ZM45 216V215H44ZM43 216V218H45ZM137 217V215H134ZM152 216V214L150 215ZM197 216V215H195ZM193 215V217H195ZM3 217V216H2ZM7 217V216H6ZM32 218H34L33 216H31ZM30 217V218H31ZM38 217V216H36ZM40 217V216H39ZM38 217V218H39ZM50 217V216H49ZM98 218V216H95ZM93 217V218H95ZM103 217V215H102ZM113 217V216H112ZM27 218V217H26ZM115 218V217H114ZM113 218V219H114ZM122 218V217H121ZM147 218V216L145 217ZM192 218V217H191ZM3 219H5V221L8 222V220H6L5 217H3ZM10 219V218H9ZM29 219V218H28ZM27 219V220H28ZM35 219V218H34ZM37 219V218H36ZM35 219V221H36ZM96 219V218H95ZM99 219H100V216H99ZM77 220V218H76ZM97 220V219H96ZM109 220V219H107ZM117 221V219H115ZM119 220V219H118ZM183 220V219H182ZM193 220V219H191ZM17 221V220H16ZM32 221V220H31ZM30 221V222H31ZM47 221V220H46ZM54 221V220H53ZM83 221V220H82ZM92 221V220H91ZM99 221V222H98ZM96 221L97 224L100 223V221H102V219ZM116 221H109L110 223H116ZM145 221L147 220H144V225L145 226ZM213 221V220H212ZM43 222V221H42ZM41 222V223H42ZM76 222V221H75ZM93 222V221H92ZM137 222V221H136ZM135 222V223H136ZM143 221L141 220V223ZM1 225H2V222H0ZM9 223V222H8ZM55 223V222H54ZM89 223V222H88ZM94 223H95V220H94ZM109 223V224H110ZM4 224V223H3ZM13 224V223H12ZM11 224V225H12ZM30 224V223H29ZM81 224V223H79ZM93 224V223H92ZM101 225L104 224V223H100ZM108 224V225H109ZM117 224V223H116ZM24 225V224H22ZM44 225V224H43ZM53 225V224H52ZM106 225V224H105ZM104 225V226H105ZM112 225V224H111ZM136 225V224H135ZM134 225V226H135ZM3 226V225H2ZM5 226V225H4ZM20 225H18L19 227ZM75 226V225H74ZM77 226V227H76ZM76 231L79 232L80 228L78 229V225H76ZM103 226V227H104ZM142 226V227H143ZM216 226V225H214ZM53 227V226H52ZM73 227V226H72ZM87 227V226H86ZM93 227V225L91 226ZM102 227V226H101ZM101 227H98V228H101ZM129 227V226H128ZM137 227V226H136ZM141 227V226H139ZM146 229L149 228L148 225L145 226ZM144 227V228H145ZM17 228V227H16ZM25 228V227H24ZM24 228H21V229H24ZM32 227H30L31 229ZM37 228V227H36ZM89 228V227H88ZM95 228L97 229L96 227V223H95ZM112 228V227H111ZM117 228H119L117 226ZM130 228V227H129ZM215 227H213L214 229ZM3 228L1 227L0 230H2ZM6 228H4L5 230ZM11 229V227H10ZM20 229V230H21ZM53 229V228H52ZM52 229H49L52 231ZM74 229V227H73ZM90 229V228H89ZM102 229V228H101ZM113 229V228H112ZM212 229V230H213ZM33 230V229H32ZM36 230V229H35ZM42 230V229H41ZM75 230V229H74ZM86 230V229H85ZM94 229H90L89 231H91ZM99 230V229H97ZM111 230V229H110ZM121 230V229H120ZM149 230V229H147ZM191 230V229H190ZM194 230V229H192ZM10 231V230H9ZM40 231V230H38ZM50 231V232H51ZM73 231V230H72ZM102 231V230H101ZM106 231V230H105ZM140 231V229H139ZM138 231V233H139ZM189 231V230H187ZM12 232V231H11ZM23 232V231H22ZM25 232H27L25 230ZM42 232V231H41ZM45 232V231H44ZM75 232V231H74ZM76 232V235L78 234ZM83 232V231H82ZM88 232V231H87ZM96 232V231H95ZM93 232V234L95 233ZM104 232V231H103ZM125 232V231H124ZM123 232V233H124ZM145 232V230H144ZM143 232V233H144ZM190 232V231H189ZM4 233V231L2 232ZM14 233V232H13ZM28 233V232H27ZM43 233V232H42ZM47 233V231H46ZM99 233V231H98ZM105 233V232H104ZM108 233V231L106 232ZM106 233L104 234L106 236ZM129 233V231L127 232ZM137 233V234H138ZM141 233V232H140ZM141 233V234H143ZM146 233V232H145ZM148 233V231H147ZM188 233V232H187ZM21 234V233H20ZM41 234V233H40ZM45 234V233H44ZM50 234V233H49ZM52 234V233H51ZM109 234V233H108ZM111 234V232H110ZM130 234V233H129ZM185 234V233H184ZM17 235V234H16ZM29 235V233H28ZM28 235L26 236L28 238ZM85 235H86V232H85ZM96 235H98L96 233ZM100 236H102V234H99ZM187 234H185L186 236ZM1 236V235H0ZM4 236V235H3ZM14 236V235H13ZM46 236V235H45ZM87 236V235H86ZM91 236H92V231H91ZM90 236V237H91ZM99 236V237H100ZM134 236V235H133ZM2 237V236H1ZM31 237V236H30ZM43 236H40V239H43L42 238ZM50 237V236H48ZM82 237V236H81ZM89 237V236H88ZM95 237V236H94ZM138 237V236H136ZM135 237V238H136ZM140 237V236H139ZM155 237V236H154ZM8 238V237H7ZM14 238V237H13ZM16 238V237H15ZM19 238V236H18ZM47 238V236H46ZM75 238V236H74ZM80 238V237H79ZM98 238V237H97ZM96 238V239H97ZM130 238V237H129ZM141 238V237H140ZM3 239V238H2ZM6 239V238H5ZM12 239V237H11ZM84 239V237H83ZM127 239V237H126ZM124 238V240H126ZM137 239V238H136ZM4 240V239H3ZM10 240V239H9ZM15 240V239H14ZM17 240V239H16ZM15 240V241H16ZM32 240V239H31ZM38 240V239H37ZM46 240V239H45ZM48 240V239H47ZM103 240V239H102ZM145 240V239H143ZM1 241V239H0ZM6 241V240H5ZM36 241V239H35ZM130 241H134V240H130ZM148 241V240H147ZM146 241V242H147ZM8 242V241H6ZM28 241H23V243H26ZM37 242V241H36ZM43 241L39 242L42 244ZM56 242V241H55ZM90 242V241H89ZM135 242V241H134ZM143 242V241H142ZM153 242V241H152ZM3 243V242H2ZM5 243V242H4ZM20 243V242H18ZM22 243V241H21ZM20 243V244H21ZM34 243V242H32ZM45 243H48V242H45ZM57 243V242H56ZM91 243V242H90ZM159 243V244H158ZM6 244V243H5ZM11 243H9L10 245ZM31 244V242H30ZM81 244V243H80ZM103 244V243H102ZM129 244V243H128ZM133 244V243H132ZM135 244H138L139 246V243H135ZM1 245V244H0ZM8 245V243H7ZM27 245V244H26ZM85 245V244H84ZM83 245V246H84ZM126 245V244H125ZM145 245V244H144ZM147 245V243H146ZM148 245H149V242H148ZM4 246V245H3ZM2 246V247H3ZM28 246V245H27ZM30 246V245H29ZM28 246V247H29ZM36 246V245H34ZM37 246H38V243H37ZM40 246V245H39ZM70 246V245H69ZM89 246V245H88ZM124 246V245H123ZM128 246V245H126ZM130 246V245H129ZM136 246V245H135ZM136 246V247H138ZM141 246V245H140ZM143 246V245H142ZM141 246V247H142ZM14 247V246H13ZM12 247V248H13ZM20 248V246H18ZM27 247V248H28ZM31 247V246H30ZM29 247V248H30ZM41 247V246H40ZM46 247V246H45ZM67 247V246H66ZM133 247V246H132ZM148 247V246H147ZM5 248H6V245H5ZM4 248V249H5ZM26 248V247H25ZM38 248V247H37ZM54 248V247H53ZM82 248V247H81ZM2 248L0 247V251ZM44 249V248H43ZM68 249V248H66ZM76 249V247H75ZM84 249V248H83ZM86 249V248H85ZM9 250V249H8ZM7 250V251H8ZM28 250V249H27ZM30 250V249H29ZM40 250V249H38ZM6 252V249L3 250ZM14 251V250H13ZM16 251V250H15ZM41 251V250H40ZM46 251V250H45ZM44 250L42 252H45ZM63 251V250H62ZM66 250H64L65 252ZM126 251L123 249V252ZM131 251V250H129ZM128 252H124V253H129ZM143 251V250H142ZM10 252V251H9ZM18 252V251H17ZM85 252V250H84ZM87 252V251H86ZM91 252V251H90ZM11 253H12V250H11ZM26 253V251H25ZM29 253V252H28ZM33 253L35 254L36 252L33 251ZM54 253H56V251H54ZM75 253V252H74ZM92 253V252H91ZM106 253V252H105ZM3 254V252H1V255ZM44 254V253H43ZM48 254V252H47ZM58 254V252H57ZM64 254V253H63ZM70 254V253H69ZM23 255V254H22ZM27 255V253H26ZM49 255V254H48ZM47 255V256H48ZM97 255V253L95 254ZM134 255V254H133ZM146 255V253H145ZM151 255V254H150ZM4 256H6L4 254ZM12 256V255H11ZM16 256V255H15ZM28 256V255H27ZM34 256V257H32ZM70 256V255H69ZM17 257V256H16ZM32 257V260H34V263L35 261H37L36 263H38L40 261L41 263V260H45L46 257H44L43 255L37 253L35 255H31ZM60 257V256H59ZM64 257V255H63ZM71 257V256H70ZM85 257V255L83 256V258ZM174 257V256H173ZM1 258V256H0ZM14 259V257H12ZM23 258H25V255L23 256ZM68 258V257H66ZM73 258V257H72ZM96 258V257H95ZM145 257L142 256V259L145 261L144 259ZM16 259V258H15ZM22 259V258H21ZM27 259V258H26ZM47 259V258H46ZM52 259V258H50ZM63 259V258H62ZM65 259V257H64ZM69 259V258H68ZM85 259V258H84ZM146 259H147V256H146ZM8 260V259H7ZM6 260V261H7ZM12 260V259H11ZM24 260V259H22ZM67 260V259H65ZM80 260V259H79ZM174 259H172L173 261ZM1 261H5V259ZM0 261V264H4V263H1ZM69 261V260H68ZM83 261V260H81ZM94 261V260H93ZM171 261V259H170ZM177 261V260H175ZM24 262V261H22ZM48 262V261H47ZM74 262V260H73ZM78 262V261H77ZM76 262V263H77ZM15 263V262H14ZM30 263V262H29ZM28 263V264H29ZM33 264V262H31ZM30 263V264H31ZM50 262H48L47 264H49ZM146 263V262H145ZM172 263V262H171ZM24 264V263H23ZM27 264V263H26ZM39 264V263H38ZM42 264V263H41ZM45 264V263H43ZM61 264V262H60Z\"/></svg>", "mask_w": 264, "mask_h": 264}]
</instances>
